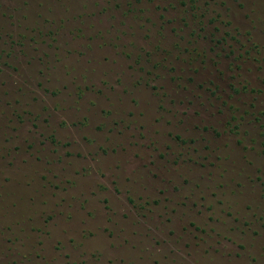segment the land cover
Masks as SVG:
<instances>
[{"label":"rangeland","instance_id":"obj_1","mask_svg":"<svg viewBox=\"0 0 264 264\" xmlns=\"http://www.w3.org/2000/svg\"><path fill=\"white\" fill-rule=\"evenodd\" d=\"M0 264H264V0H0Z\"/></svg>","mask_w":264,"mask_h":264}]
</instances>
